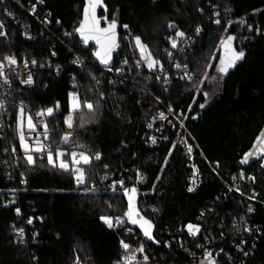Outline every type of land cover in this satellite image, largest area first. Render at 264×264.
Here are the masks:
<instances>
[{
    "label": "trees",
    "instance_id": "1",
    "mask_svg": "<svg viewBox=\"0 0 264 264\" xmlns=\"http://www.w3.org/2000/svg\"><path fill=\"white\" fill-rule=\"evenodd\" d=\"M84 2L43 0L41 9L50 12L52 29L62 44L45 36L22 39L20 25L10 18L19 10L9 0L0 3V23L6 33L0 37V57L15 56L17 66L37 61L32 85L21 86L17 78L11 77L7 105L0 114V121L6 123V128L0 126V264H118L124 253L120 241L138 247L143 238L129 224L110 229L100 217L123 216L127 209L123 190L115 184L113 191V185L122 180L127 187L131 179L135 182L137 172L143 177L135 186L139 192L138 208L152 220L154 237L159 241L146 243L151 250L147 254L148 264H195L193 259L203 254V247L198 249V244L188 239L182 229L189 223L198 224L200 213H204L200 222L204 236L212 241L208 246L200 242L212 250L217 264H264V208L256 206L247 219L237 196H230L218 179L239 172L255 177L252 186L261 191L264 201V168L258 149L250 163H240L264 128V0H104L107 19L115 16L119 25L121 50L113 67L118 68L127 59L125 68L136 69L139 56L133 39L138 36L153 57L160 60L165 72L160 80L155 79L158 69L161 70L159 66L154 72L142 65L140 73L126 71L121 76L115 70L109 74L94 63V47L83 49L74 34ZM215 19H220L221 24L213 23ZM241 19L243 25L239 23ZM228 21L233 23L228 25ZM169 23L177 27L169 28ZM248 25H252V31ZM197 26L202 28L199 35L195 33ZM257 27L260 35L256 33ZM61 29L70 35L61 36ZM177 30L192 39L182 54L172 52L168 39ZM227 35L236 37L233 47L243 50L245 58L221 78L218 92L201 109L209 88L206 80L199 83L203 65L210 62L209 54L214 52L209 75L216 70L221 52L217 46L221 37ZM168 51L173 53L172 57ZM77 57L87 62L74 64ZM176 64H187L193 80L181 79L184 72L174 67ZM93 76L100 81L99 85ZM70 92L93 102L104 94L93 123L80 127L76 115L73 129L64 124ZM57 102L59 109H55ZM159 103L171 107L204 156L205 161H196L202 183L194 192L187 189L190 167L179 143L180 128L165 122L162 133L167 140L157 146H149L145 138L146 122L159 110ZM22 104L25 115L32 117L38 111L54 108L52 116L43 117L36 133H30L33 138L43 133L46 123L51 139L45 143L53 149L59 146L70 153L79 144L93 156L97 151L102 154L100 161L93 160L85 166V184L78 186L71 172L49 166L46 155L33 153L34 165H28L16 131V113ZM68 131L73 133L70 142L62 144L61 137ZM21 173L27 183L20 182ZM16 208L21 210L20 215ZM29 217L31 224L27 223ZM246 220L259 226L262 233L247 256L246 250L253 240L241 231ZM127 228L132 232L127 233ZM19 229L24 230L23 243L16 235ZM168 241L167 249L164 245ZM237 245L243 247L238 250Z\"/></svg>",
    "mask_w": 264,
    "mask_h": 264
},
{
    "label": "snow or ice",
    "instance_id": "2",
    "mask_svg": "<svg viewBox=\"0 0 264 264\" xmlns=\"http://www.w3.org/2000/svg\"><path fill=\"white\" fill-rule=\"evenodd\" d=\"M3 0H0V3H2ZM38 2L42 3L43 0H38ZM155 2V0H154ZM17 3H19V0H17ZM104 7L103 0H85L84 6H83V19L80 20L79 26L74 29L76 33L79 34L80 39L83 41L85 45L89 44V41H94L96 48L93 51L92 55L100 62L101 65H104L107 71L112 72L115 70L116 73H121L123 71V66L128 64V60L124 59L122 61V65L120 68H114L109 66L113 59V53L116 51V49L119 47L117 43V19L115 16L109 21L107 17H104V23L106 24L105 27L101 26V18L97 16V8ZM215 7V6H214ZM31 11H35V5H32ZM107 9L105 8V11ZM199 11H203V9H198ZM227 11H230V9H226ZM9 15L11 13H8ZM215 16H219L218 12H214ZM58 24L60 23L59 20L56 21ZM47 23V21H45ZM213 23L219 25L221 24L220 19L213 20ZM228 25H231L233 21H228ZM241 25L244 24L243 19L239 21ZM125 29L128 28V25L123 26ZM169 28L175 29L177 26L174 23H169ZM248 30L252 31L253 27L252 25H248ZM4 25L3 23H0V37L6 36V33L3 31ZM202 31V28L200 26H197L195 28L196 35H199ZM225 32L228 31V28L225 27ZM257 35H260V29L256 28ZM65 35H70L69 33H65ZM186 33L183 31L177 30L175 32V37L180 38L183 40ZM30 38V37H29ZM169 42L171 44V48L176 49L178 47L177 40L175 38L169 37ZM236 39L233 35H227L226 37H221L220 43L217 46L221 52L218 57V63L215 66L216 72L219 74L220 78H223L224 75L228 74L229 70L234 68L238 62L242 61L245 58V52L243 50H236L233 47V41ZM187 43V41H185ZM135 45L136 48L139 50L140 59L136 61V68L139 69L141 67V64H144L149 71L155 70L157 66L163 69V66L160 63L159 59H155L151 52L148 49V46L143 44L141 42L140 37H135ZM168 56L172 57L173 53L171 51H168ZM55 55V53H53ZM210 56H214L215 53H210ZM74 64L82 63L79 60L73 61ZM31 64L35 66L37 64L36 60H32ZM17 65V59L15 56L12 55H5L3 60L0 61V80L3 81V84L10 86V80L8 74L5 72L6 68H9V70H12L13 66ZM43 65H41L42 67ZM177 69H183L184 75H182L181 79H187L189 81L193 80V74L189 70V67L187 64L181 65L176 64L174 65ZM212 64L210 62H206L203 65L202 75L204 79H207L209 76V73L207 71L208 68H211ZM24 68H28V61L24 62ZM57 70L59 71V66H57ZM93 80H96L95 76L92 77ZM151 77H145V80H149ZM156 80H160V76L155 77ZM215 79V78H213ZM123 81H121L122 83ZM164 82H168V77H164ZM204 81L201 80L199 83H203ZM34 83L33 76L29 72L27 74L26 79L21 80V84L24 85H32ZM100 81L96 80V84L99 85ZM109 83H112V81H109ZM197 91H201V89L197 88ZM205 96V103L200 104V108H205L206 104L208 103V95L207 93L204 94ZM104 99V94L101 93L99 100ZM99 100L96 102H93L92 100H89L87 98H82L78 95L77 92H70L68 94V114L66 115L64 119V124L67 126L68 129H73L74 126V116L78 115L80 120V127H84L85 125L89 123L94 122V118L96 115V110L99 107ZM5 101L3 99H0V114H3L2 110L5 109ZM60 104L57 102L55 105V109H59ZM86 110V111H85ZM189 110H191V105H189ZM25 107L23 104L21 107H19L17 113H16V131L18 134L19 139V145L20 149L24 152V159L27 161L28 165L33 166L34 165V157L33 153L40 154L42 157L46 155L47 157V163L49 166L56 168L58 167L60 170H63L65 172H71V174L74 176L76 184L83 185L86 182V172H85V166H90L92 164L93 160L100 161L102 158V154L97 151L94 156L88 152L84 145H75L79 151H71L70 153L61 149L59 146H57L55 149H53L52 145L50 143H45L43 141H49L51 138L49 136V129L48 125L45 123L43 124V141H41L40 136L36 135L34 138L31 136H28L26 132L24 131L25 127L27 128L28 133H36L37 131V125L34 123V118L31 115L25 116ZM169 111L171 113L172 109L169 108ZM54 113V108L49 107L47 109L41 110L36 115L38 117H44V116H52ZM163 118V113L160 114ZM195 119V117H193ZM148 127L151 128L152 125L148 124ZM181 127H183V122L181 121ZM73 135L72 131L66 132L61 137V143L62 144H68L70 142V137ZM29 139H32V143H28L27 141ZM167 139V138H165ZM153 143H155V138H153ZM175 147V145H173ZM253 149H258L259 152V159L261 160V168H264V129H262L259 133V135L256 137V142L253 144ZM13 154H15L16 149L13 147L12 149ZM189 154L192 152V148L188 147ZM169 155H171V150H169ZM254 152L249 151L244 154V157L241 159V164H247L249 162V158L253 157ZM167 161V158H166ZM105 168H107V165H105ZM196 175L195 170L193 171V176ZM240 179H248L255 182V177L247 176L245 177L244 172H241L239 174ZM137 179L142 180V175L137 172ZM157 179H160V177H157ZM235 180L236 177H233ZM20 182L22 184L27 183L24 174L21 173V180ZM195 183V181H193ZM115 184H119L121 189L123 190V194L127 199V209L124 212L123 216H116L111 217L107 215H102L100 217V220L107 225L110 229L115 228L116 226H124L125 224H130L133 226H136L139 228L140 233L142 236L148 240L151 241L153 244H159V241L155 239L153 234V228L154 224L151 219L146 218L144 215L141 214V211L139 210L137 206V193L138 189L133 186L131 188L125 187L124 182L122 180L115 181ZM113 185V191H115V187ZM156 185H153V188L155 189ZM194 189L193 187H189L188 191L192 192ZM14 191V190H13ZM90 191H94V189H90ZM229 191H232L230 188ZM236 191H240L239 188L236 189ZM249 199H255V194H253ZM15 201H10V203H14ZM109 207H111V204H109ZM16 214L20 215L21 210L19 208L15 209ZM153 211H157L155 208ZM254 209L251 207V205L248 208V212H252ZM204 213H201V216H203ZM241 220H243V217H241ZM32 218L29 217L27 220L28 224H31ZM187 232L189 235L195 237L198 232H200L199 225L194 224H187L186 225ZM239 231V229H237ZM244 231H250L247 227L243 229ZM127 233H131L132 229L127 228ZM16 235L20 238V242H24V230L19 229L16 231ZM223 235V234H222ZM207 239V238H206ZM243 243V241H241ZM121 247L126 253V255L121 257L122 264H148L149 256L145 255L146 249L141 244L138 247L133 248L129 243L125 242L123 239L120 241ZM167 243L165 244V247H167ZM197 247H204L203 245H197ZM237 248L239 250V245H237ZM223 251V250H221ZM140 253L142 255V261H138L136 258V253ZM194 255V254H193ZM247 255V253H245ZM205 259L208 261V264H217L214 257L212 256L211 252L205 251L204 253ZM121 262H118V264H121Z\"/></svg>",
    "mask_w": 264,
    "mask_h": 264
},
{
    "label": "built area",
    "instance_id": "3",
    "mask_svg": "<svg viewBox=\"0 0 264 264\" xmlns=\"http://www.w3.org/2000/svg\"><path fill=\"white\" fill-rule=\"evenodd\" d=\"M9 1H11V3L21 13V14L20 13L18 14L17 12H15V15L11 14L10 18L15 21V24L20 25L21 38L22 39L30 40V39H34L37 36H45L47 38H52V39H54L57 42L62 44L60 37L58 38L57 34L55 33V30H53L54 28L52 29L53 22H52L50 12L47 10L42 11V9H41V7L43 6V2L40 3V2H38V0H34L33 2H30V3H28V2L24 3L23 0H19V3H17V0H9ZM32 5H35V11L34 12L30 10L32 8ZM21 15H23V16L25 15V16L23 17ZM45 21H47V23H45ZM3 31H4V28H3ZM65 33H67L65 29L60 30L61 36H64ZM172 38H175L177 40V44H178V47L176 49H174L172 52L176 51L180 54L185 52V47H187L189 45V43H191V41H192V39L188 38L187 36H185L183 38V40H181L180 38L175 37V36H173ZM185 41H187V43H185ZM77 59L79 61H81L82 64H85L87 62L85 59H82L81 57H77ZM2 60H3V58L0 57V61H2ZM120 64L122 65V61ZM121 65L118 68H120ZM125 66L126 65L123 66V71L121 73H119V75H121V76L125 75L126 71L129 73H140L142 71V65L139 69L129 68V67L125 68ZM34 67L35 66L28 64V68L25 69L24 68V62H22V64L19 66H17V65L13 66L11 71L9 70V68H6L5 72L8 74L9 80L13 76V77H15V79L17 78V83L19 85L26 86L24 84H21V80L26 79L27 74L29 72L34 77ZM100 68H102V67H100ZM102 69L107 71L106 68H102ZM158 70L160 71L159 76L162 78L165 72H163L160 69H158ZM107 72L109 74H112L114 72V70L112 72H109V71H107ZM154 72H156V69ZM184 80L189 81L187 79H184ZM10 88H11V84H10V86L5 85V84H3V81L0 80V99H3L5 102H7V97H8V93L10 91ZM6 105H7V103H5V106ZM38 112H40V111H38ZM38 112H36L34 114L33 118H34V123H36V125L38 127H40L43 123V117H38L36 115ZM161 113H163V118L160 115ZM165 122L171 126L176 125L180 128L179 143L182 144L183 149L185 150V154L187 156L188 164L190 167V172H189L187 180H186L187 181V189L189 187H193L194 190L192 192H194L199 187V185H201V183H202V176H201V173L199 171V168L197 167L196 161H197V159L205 161V159H204V156L202 155L201 151L199 150L197 144L194 142V140L192 139V137L190 136V134L186 130V128L184 126L181 127L180 119H178V117L174 116L172 111L170 113L169 107L163 106L160 104L159 110L155 114H153L152 116L149 117V119L146 122L147 132H146L145 138L148 140V145L151 147L157 146V144H159L160 141H164V140L166 141L167 139H165V138H167V137H164V135L162 133V131L164 130V123ZM148 124H151L152 127L149 128ZM0 126L2 128H6V123L3 120H1ZM26 134L28 136H31L30 133H26ZM38 135L40 136L41 141H43L42 133L40 132ZM153 138H155V143H153ZM27 142L31 143L32 139H29ZM43 142H45V141H43ZM18 143H19V141H18ZM19 147H20V145H19ZM188 147L192 148V152L190 154L188 152ZM74 151H79V149L76 148V149H74ZM209 169H210V171L214 172V170L211 167H209ZM194 170L196 172L195 176H193ZM240 173L241 172H239L238 174H232V175L228 176L227 178H218V179L222 183V185L225 186V188L228 190V194L230 196L232 194H235L237 196L238 203H240L243 206L244 216L247 217L248 215H252L254 213L253 211L248 212V208L250 205L255 211L256 206H260V207L264 208V201L262 200L261 191L257 187L252 186L251 181H248L246 179H243V180L240 179L239 178ZM233 177H236V179L234 180ZM193 181H195V183H193ZM139 182H140V180H138L136 177V180L134 182L135 186H137ZM230 188L232 189V191H229ZM237 188H239L240 191H236ZM253 194H255V199L254 200L249 199V197H251ZM200 215H201V213H200ZM203 216H200V218L198 220L199 221L198 224L197 223L194 224V225H199V227H200V232H198L195 237L189 235V233L187 232L186 226L184 227V229H182V233H184L187 236V238L190 239L191 241H193L199 245H201L200 241H203L204 245L208 246V245H210V242H212V241H210V238L204 236V228H202L203 225L200 223L203 219ZM247 219H248V217H247ZM235 223L236 222L234 220L233 224H235ZM245 227L250 229V231H244L243 229ZM241 231L247 237L252 236L253 241L249 240L251 242V243H249L250 249L246 250L247 251L246 253L248 255L250 253V251L255 248V243H257V241H258L257 239H259L261 237V235H262L261 229L259 226L252 224L251 222L246 220L243 222V227H242ZM166 243L168 245L166 248L168 249L169 248V241ZM177 243L179 245H182L183 242L178 240ZM141 244L146 249V251L144 253L145 255L148 254L149 252H151V250H148V248H147L148 245L146 244L144 239H142L140 245ZM242 244L244 246V241ZM243 246H239V248L241 249V247H243ZM133 248H135V247H133ZM199 248L201 249V247H198V249ZM201 250H202L201 253H203V254L205 253V251L212 253V250L207 248V247H203ZM124 255H126L125 252L123 253V256ZM139 256H140V253L137 252L136 253L137 260L139 259ZM212 256H213V253H212ZM226 256H227V259L231 260L230 255H226ZM120 262H121V260H120ZM77 264H79V263H77ZM121 264H122V262H121Z\"/></svg>",
    "mask_w": 264,
    "mask_h": 264
},
{
    "label": "water",
    "instance_id": "4",
    "mask_svg": "<svg viewBox=\"0 0 264 264\" xmlns=\"http://www.w3.org/2000/svg\"><path fill=\"white\" fill-rule=\"evenodd\" d=\"M103 4H104V0H103ZM82 7H83V6H82ZM105 8H106L105 4H104V7H99V8H97V16L101 18V26H102V27H105V26H106V25H104V19H103L104 17H107V11H105ZM101 12H104L103 16L100 15ZM82 19H83V9H82V14H81V20H82ZM79 21H80V20H79ZM78 26H79V24H78ZM78 26H77V27H78ZM116 31H117V43H118L119 47H118V48L116 49V51L113 53V59H112L111 64L109 65V66H111V67H112L113 64H114L115 56H116V55L120 52V50H121L119 25H117V29H116ZM74 34H75V36L79 39V42L81 43V46H82L83 49H88L90 46H92V47H94L93 49L95 50L96 45H95V42H94V41H89V44H88V45H85V44L83 43V41L80 39L79 34L76 33L75 31H74ZM92 59L95 61L94 63H96L97 65H99V66L102 67V68H105V66H104V65H101L100 62H99L98 60H96V58H95L93 55H92ZM263 129H264V128H263ZM251 151H253L254 154H255V152L257 151V149H252ZM251 159H252V157L249 158V162H248V163L251 162ZM133 186H135V185H134V183H133V179H131L130 182L128 183L127 187L131 188V187H133ZM122 195H123V197H124V199H125V201H126V205H127V199H126V197L124 196L123 193H122ZM138 198H139V194L137 193V206H138ZM101 222H102V221H101ZM102 223H103V222H102ZM129 225H130V224H129ZM130 227H131L132 229H134V230H136V231H138V232L140 233V230H139L138 227L133 226V225H130ZM155 230H156V229H155V225H154V228H153V234H155ZM140 234H141V233H140ZM141 236H142V234H141ZM142 238L144 239V241H145L147 244H153L151 241L146 240L143 236H142ZM217 255H218V254H217ZM214 259H215V258H214ZM193 262H194L195 264H208V261L205 259L204 254L199 255V257H197V258H194V259H193Z\"/></svg>",
    "mask_w": 264,
    "mask_h": 264
},
{
    "label": "rangeland",
    "instance_id": "5",
    "mask_svg": "<svg viewBox=\"0 0 264 264\" xmlns=\"http://www.w3.org/2000/svg\"><path fill=\"white\" fill-rule=\"evenodd\" d=\"M133 43L135 45V39H133ZM136 47V45H135ZM137 53H138V60L140 59V55H139V50L136 48ZM210 63L211 61H213L214 56H210ZM144 65V64H141ZM145 66V65H144ZM130 68V67H129ZM209 70V68L207 69V71ZM215 78V79H213ZM203 81H207V83L209 84V88L207 89L208 91H206L205 93H207L208 95V100H211L212 97L218 92L219 87H220V83H221V78L219 77V74L216 72V70L211 73L207 79H204V77H202ZM209 102V101H208ZM28 114H26L25 116H27ZM179 119V118H178ZM25 130H27V128L25 127ZM135 185V184H134ZM147 255V254H146ZM138 261H142V255L140 254Z\"/></svg>",
    "mask_w": 264,
    "mask_h": 264
}]
</instances>
